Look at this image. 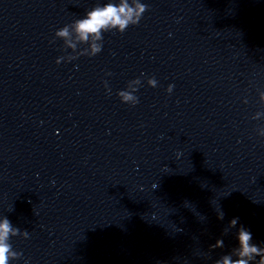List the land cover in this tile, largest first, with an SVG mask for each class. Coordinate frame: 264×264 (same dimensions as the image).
Segmentation results:
<instances>
[{"label":"clouds","instance_id":"1","mask_svg":"<svg viewBox=\"0 0 264 264\" xmlns=\"http://www.w3.org/2000/svg\"><path fill=\"white\" fill-rule=\"evenodd\" d=\"M139 13L136 16V19L133 20V9L129 7L126 3H122L120 6H116L115 4L109 3L106 4L102 8H96L87 14V17L79 20L76 23V31L79 34V37L82 41H87L89 35H95L97 39H103L101 35V30H107L109 26L113 29L118 28L120 33L126 31V29L131 25H137L143 13L147 10V5H139ZM67 29L58 30L56 35L58 36H66ZM102 51V46L93 45L92 54L95 56L96 54ZM57 64L61 62L56 60ZM111 75V73H108ZM149 84L153 87L156 86V79L153 77L149 80ZM105 87H107V82H105ZM138 89H136L137 91ZM173 90V85H169L167 91L171 93ZM118 97L120 98L122 103L128 104V101L133 100V96L126 92L125 90H120L117 92ZM139 103L138 97H135V102L131 104L135 106ZM222 218V215L219 217ZM232 225L236 224V219L234 218L231 221ZM10 231V222L5 219V221L0 224V264H8V253L10 249V245L4 243L7 238V235ZM19 231V229H17ZM252 239V234L245 230L243 227L238 232L237 242H238V251L239 256L241 258L232 261L227 257L223 260V264H249V260L244 259L243 257H249L251 259L252 254L259 255L260 250L255 246L249 243ZM221 242L218 241L219 245ZM219 264V262H218ZM260 264H264V258H261Z\"/></svg>","mask_w":264,"mask_h":264}]
</instances>
